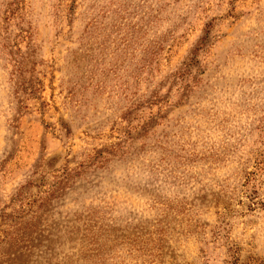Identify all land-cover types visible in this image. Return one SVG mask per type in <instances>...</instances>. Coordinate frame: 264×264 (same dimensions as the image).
<instances>
[{"label":"rangeland","instance_id":"obj_1","mask_svg":"<svg viewBox=\"0 0 264 264\" xmlns=\"http://www.w3.org/2000/svg\"><path fill=\"white\" fill-rule=\"evenodd\" d=\"M0 264H264V0H0Z\"/></svg>","mask_w":264,"mask_h":264},{"label":"trees","instance_id":"obj_2","mask_svg":"<svg viewBox=\"0 0 264 264\" xmlns=\"http://www.w3.org/2000/svg\"><path fill=\"white\" fill-rule=\"evenodd\" d=\"M252 202V201H251ZM256 203V202H255Z\"/></svg>","mask_w":264,"mask_h":264}]
</instances>
